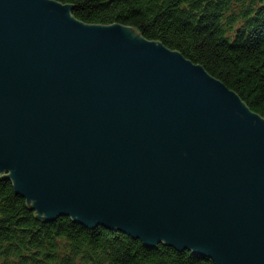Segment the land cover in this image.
I'll return each instance as SVG.
<instances>
[{
    "label": "water",
    "instance_id": "1",
    "mask_svg": "<svg viewBox=\"0 0 264 264\" xmlns=\"http://www.w3.org/2000/svg\"><path fill=\"white\" fill-rule=\"evenodd\" d=\"M0 174L39 216L264 264V117L203 65L58 0H0Z\"/></svg>",
    "mask_w": 264,
    "mask_h": 264
},
{
    "label": "trees",
    "instance_id": "2",
    "mask_svg": "<svg viewBox=\"0 0 264 264\" xmlns=\"http://www.w3.org/2000/svg\"><path fill=\"white\" fill-rule=\"evenodd\" d=\"M87 23H121L199 63L264 117V0H58ZM0 264H217L188 248L69 215L46 220L0 174Z\"/></svg>",
    "mask_w": 264,
    "mask_h": 264
}]
</instances>
